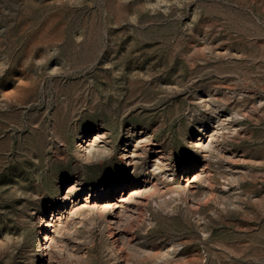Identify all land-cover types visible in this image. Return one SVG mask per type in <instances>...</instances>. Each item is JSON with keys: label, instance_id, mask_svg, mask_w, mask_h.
Returning <instances> with one entry per match:
<instances>
[{"label": "rangeland", "instance_id": "374dc122", "mask_svg": "<svg viewBox=\"0 0 264 264\" xmlns=\"http://www.w3.org/2000/svg\"><path fill=\"white\" fill-rule=\"evenodd\" d=\"M202 91L245 115L228 163L240 172L239 208L203 209L205 240L192 221L155 215L149 231L133 230L127 264H152L151 249L175 239L187 251L163 264H264V0H0V264L38 262V217L68 208L59 188L77 179L81 199L87 183L118 186L128 127L155 130L151 147L176 155ZM101 123L115 150L87 163L74 143ZM64 211L55 238L73 224L82 264H114L101 220Z\"/></svg>", "mask_w": 264, "mask_h": 264}, {"label": "bare ground", "instance_id": "6f19581e", "mask_svg": "<svg viewBox=\"0 0 264 264\" xmlns=\"http://www.w3.org/2000/svg\"><path fill=\"white\" fill-rule=\"evenodd\" d=\"M238 111L229 108L225 99L218 98L210 92L196 93L193 98V108L188 111L185 118V128L178 130L182 146L176 155L167 152L163 144H160L157 150L151 147L156 145L155 130L143 128L138 132H133L128 127L124 131L121 151L117 152L124 159L122 165L128 169V173L116 180L118 186L115 185L114 188L112 187L113 184L108 183H103L100 188L92 183H87L85 185L86 194L81 199H73V194L82 188L81 181L77 179L62 189L57 188L63 204L68 207L65 210L66 216L86 214L85 212H87L88 215H94L99 219V225L101 220L103 223V230L101 229V231H105L107 236V242H105L107 245L104 246L107 247L111 258L115 260L114 264H127L126 254L128 252L131 253V257L134 256L132 252L128 251L132 240H134L133 230L140 227V229L138 228L140 231L141 228L149 231L148 229L154 226L155 219L153 220V218L155 215L160 218L170 217V219L180 215L184 221L194 223L199 232L198 238L207 239L211 229L209 228L207 213L205 214L203 209H209L210 213L215 215L219 210L218 212L215 211L214 206L222 211L239 208L237 203L240 200V195L236 190L239 189L240 175L238 176L239 171H236L234 166L228 164L236 158L233 146L235 139L240 135L237 128L241 126V121L245 120V115ZM102 124H97L91 131H84L74 143L76 154L87 163L99 164L105 159L110 160L112 158L115 150L113 137L110 136V133L105 132L106 130L103 131ZM149 152L154 153L152 158L149 156ZM65 190L67 191L65 192ZM91 192L96 194V198H89ZM54 210L44 211L38 217L39 227L44 231L37 236L35 235L38 242L34 244V247L39 248L36 264H82L86 255L85 252L82 254L77 249L75 240L80 237L73 236L78 232L75 227L71 226L73 224L70 225V228H68L69 224L63 227L65 230L64 234L61 233L63 238H55L54 234L59 222L57 216L60 213L62 215L64 210H60L61 212L56 213V215ZM91 216L89 217L91 218ZM88 224H93L92 220L91 224L90 221ZM85 234L87 235V233ZM78 235L80 234L78 233ZM98 239L100 240L101 237ZM133 244L135 245V240ZM132 247L133 245L131 249H133ZM186 251L185 242L176 241V239L167 240L161 250L154 251L151 249L150 252L155 256L152 264L175 261L176 259L173 260L174 257H181L183 256L181 254ZM146 254L148 255L146 257L149 258L150 253ZM87 259L89 260V257Z\"/></svg>", "mask_w": 264, "mask_h": 264}]
</instances>
